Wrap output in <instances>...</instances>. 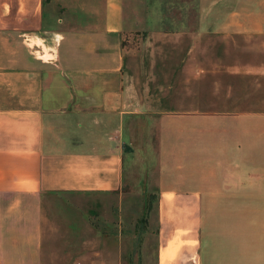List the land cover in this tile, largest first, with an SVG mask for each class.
<instances>
[{"label": "crops", "instance_id": "1", "mask_svg": "<svg viewBox=\"0 0 264 264\" xmlns=\"http://www.w3.org/2000/svg\"><path fill=\"white\" fill-rule=\"evenodd\" d=\"M58 1L0 0V264H44L48 194L121 190L142 106L124 78V0ZM200 1L202 33L264 36V0ZM226 72L264 81V63ZM224 87L227 111L169 120L157 264L168 247L165 264H264V111Z\"/></svg>", "mask_w": 264, "mask_h": 264}, {"label": "rangeland", "instance_id": "2", "mask_svg": "<svg viewBox=\"0 0 264 264\" xmlns=\"http://www.w3.org/2000/svg\"><path fill=\"white\" fill-rule=\"evenodd\" d=\"M200 4L124 0V78L142 105L130 106L136 112L126 127L131 151L124 183L114 194L54 193L44 198V264H157L158 191L168 162L170 118L227 111L222 108L224 86L235 88L232 100L244 106L248 100L251 109L264 111L262 78L229 77L226 72L262 65L264 36L202 33ZM66 18L70 24L73 13Z\"/></svg>", "mask_w": 264, "mask_h": 264}, {"label": "bare ground", "instance_id": "3", "mask_svg": "<svg viewBox=\"0 0 264 264\" xmlns=\"http://www.w3.org/2000/svg\"><path fill=\"white\" fill-rule=\"evenodd\" d=\"M174 247H168L165 251H163L161 253V264H165L166 261L168 260V258H170V256L172 255V253L174 252Z\"/></svg>", "mask_w": 264, "mask_h": 264}]
</instances>
